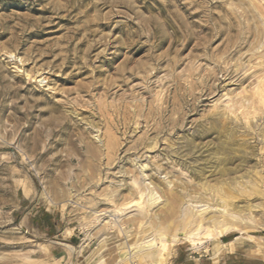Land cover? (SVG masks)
<instances>
[{
    "label": "rangeland",
    "instance_id": "1",
    "mask_svg": "<svg viewBox=\"0 0 264 264\" xmlns=\"http://www.w3.org/2000/svg\"><path fill=\"white\" fill-rule=\"evenodd\" d=\"M261 30L264 0H0V264L119 261L154 226L166 264H264ZM187 213L230 229L172 242Z\"/></svg>",
    "mask_w": 264,
    "mask_h": 264
},
{
    "label": "bare ground",
    "instance_id": "2",
    "mask_svg": "<svg viewBox=\"0 0 264 264\" xmlns=\"http://www.w3.org/2000/svg\"><path fill=\"white\" fill-rule=\"evenodd\" d=\"M240 3V2H239ZM245 7V6H244ZM264 31V30H261V32ZM259 34V33H257ZM256 34V35H257ZM260 35V34H259ZM264 35V34H262ZM231 36V35H230ZM260 43V42H258ZM262 64V63H261ZM191 68V67H190ZM259 95V94H258ZM263 95V94H262ZM262 95H260V97H262ZM237 97V96H236ZM245 101H248V103H252L254 102V98L252 96H246V97H242L238 100H236V102L239 103L240 106H245L246 102ZM245 102V103H244ZM235 104V103H234ZM239 106V107H240ZM224 107V106H223ZM237 107V108H239ZM247 107H250L248 104H247ZM236 108V109H237ZM246 109V108H245ZM218 111V110H216ZM214 112V111H213ZM219 112V111H218ZM226 112V110H225ZM224 112V113H225ZM223 114V113H222ZM228 115V114H226ZM237 117V116H236ZM227 118V117H226ZM224 119V117H223ZM107 136V135H106ZM111 137V136H110ZM109 136L105 139V140H102V146L108 150V148L114 144V142H112V138H110ZM114 140V139H113ZM83 144H82V148H83V151L84 152H92L93 150V147L91 145H89L87 142L85 141H82ZM100 146H98L99 148ZM113 147V146H112ZM97 149V148H96ZM102 150V149H101ZM100 151V150H99ZM110 151V150H109ZM104 156V155H103ZM137 160V158H136ZM139 160V159H138ZM160 166V165H159ZM158 168V166H157ZM160 169V168H159ZM142 170V169H141ZM145 172V171H144ZM140 173V172H139ZM141 174V173H140ZM151 177V176H150ZM145 181V180H144ZM251 182V181H249ZM248 182V183H249ZM167 183V182H166ZM139 184V183H138ZM169 184V182H168ZM243 184V183H242ZM251 184V183H250ZM141 185V184H140ZM138 185V187L140 188V190H138V194H139V198L141 199L142 197L145 198V193L143 192L142 190V187ZM148 187H150L149 185H147ZM254 186V185H253ZM137 187V188H138ZM242 188V187H241ZM245 188V187H243ZM253 188V187H252ZM251 188V189H252ZM256 188V187H255ZM221 189V188H220ZM149 189H147L148 191ZM216 190V189H214ZM241 190V189H240ZM243 190V189H242ZM254 190V189H252ZM145 191V190H144ZM23 193L24 194H28V188L26 187H23ZM218 193V192H217ZM254 193V192H253ZM257 193V191L255 192ZM149 195V200L152 202V203H155V200L157 199V197L155 196V191H153L152 189H150L147 193ZM219 195V194H218ZM221 195V194H220ZM226 195V194H225ZM223 195V196H225ZM228 195V194H227ZM230 195V194H229ZM181 195H179L180 197ZM222 196V195H221ZM177 197V196H176ZM229 197V196H227ZM233 197V196H232ZM231 197V198H232ZM192 198V197H191ZM198 199V197H196ZM219 198V197H218ZM221 199L223 197H220ZM219 198V199H220ZM193 199H194V196H193ZM228 199V198H227ZM175 200V199H174ZM224 202L222 204L225 203V205H230V203L228 202L229 200H226V198L224 197ZM232 200V199H231ZM198 201V200H197ZM220 201V202H221ZM219 202V203H220ZM151 205V203L149 204ZM233 205V204H232ZM231 205V206H232ZM250 205V204H249ZM251 206V205H250ZM249 206V207H250ZM260 206V205H258ZM224 207V206H223ZM264 207V206H262ZM231 208V207H230ZM235 207L233 206V209ZM224 209L227 210V208L224 207ZM232 209V208H231ZM189 210V209H188ZM219 210V209H218ZM230 210V209H229ZM237 210V209H236ZM142 211V210H141ZM250 211V210H248ZM109 212V211H108ZM216 212V211H215ZM218 212V211H217ZM216 212V213H217ZM228 212V210L226 211ZM236 212V211H235ZM232 213V211L230 212V216L232 217H236V219L238 218L237 216V212L236 213ZM240 212V210H239ZM190 213H192L190 211ZM204 213V212H203ZM194 214V213H193ZM199 214V213H198ZM212 214V213H211ZM218 214H220V212H218ZM223 214V212L221 213ZM251 214V213H250ZM197 215V214H196ZM202 215V214H201ZM199 216L197 218L193 217V215L191 216V214L189 215L188 213L186 214V221L184 222V228L185 230L183 231L184 234L182 236H179L176 234V232L173 234L172 236V239L171 241H175V239H185L187 241H190V243L192 245H195V244H198V242L195 241V235L198 233H196L194 230L192 231V229L190 228H193V227H196L197 230L201 229L202 227H207L209 230H213L214 232H216V234L219 232V234H222L223 232H225V230H228L230 229L228 226L224 225L222 223V219L221 217L219 218L218 215L214 216V215H208V216ZM228 215H229V212H228ZM155 217L157 218L156 214H155ZM248 217V216H247ZM250 217V216H249ZM223 218V217H222ZM225 218V217H224ZM221 219V220H220ZM245 219V218H244ZM243 219V220H244ZM249 220L251 218H248ZM253 219V218H252ZM224 220V219H223ZM242 220V218H241ZM226 221V220H224ZM245 223H246V219L244 220ZM255 219V224L257 223ZM108 223V221H107ZM155 223V221H154ZM249 224V223H248ZM254 224V223H253ZM260 224V223H259ZM263 224V222H262ZM242 225V224H241ZM247 225V224H246ZM257 225V224H256ZM109 226H114V223L113 224H110L109 223ZM164 226V225H163ZM169 226V225H168ZM233 226V225H232ZM255 226V225H254ZM260 226V225H259ZM217 227H219V229H217ZM235 227V226H234ZM261 227V226H260ZM260 227L256 226L255 228H259L261 229ZM183 228V229H184ZM233 228V227H232ZM237 228V227H236ZM218 230V231H217ZM168 232V227H164L163 229L162 228H159L157 226H154L153 227V231L152 232H148L146 233L140 240V242L138 243L137 246L135 247H131V249L127 248L126 250H128V253L126 254L125 258L123 256L124 259H120L119 261H117V249H116V245L115 243L111 240V239H106L103 242V249L101 250V252L99 253V258L96 260V261H90L89 264H106V262H109V264H135V260H138L141 262V264H166L167 262V257L169 255V253L165 252V249H167L168 245H170V240H169V237L166 236ZM171 232V231H170ZM253 238V237H252ZM201 242V241H200ZM102 244V243H101ZM262 244V243H261ZM260 245V244H259ZM228 246V245H227ZM261 246V245H260ZM259 247V246H258ZM260 248V247H259ZM258 248V249H259ZM124 249V248H123ZM98 254V253H97ZM263 256V255H262ZM121 258V257H120ZM116 259V260H115ZM90 259H88L89 261ZM114 261V262H113ZM130 262V263H129ZM212 264H217V258L214 256L213 257V260H212Z\"/></svg>",
    "mask_w": 264,
    "mask_h": 264
},
{
    "label": "crops",
    "instance_id": "3",
    "mask_svg": "<svg viewBox=\"0 0 264 264\" xmlns=\"http://www.w3.org/2000/svg\"><path fill=\"white\" fill-rule=\"evenodd\" d=\"M51 225L53 226V229L57 232V233H61L59 230H57V227L55 225L54 222H51ZM56 233V234H57ZM55 234V233H54ZM53 236V235H52ZM179 264H212V262H206L205 260L201 259V258H194V259H190V258H184L181 263Z\"/></svg>",
    "mask_w": 264,
    "mask_h": 264
}]
</instances>
